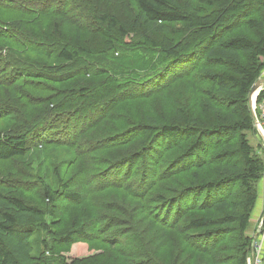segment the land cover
<instances>
[{
	"label": "trees",
	"instance_id": "trees-1",
	"mask_svg": "<svg viewBox=\"0 0 264 264\" xmlns=\"http://www.w3.org/2000/svg\"><path fill=\"white\" fill-rule=\"evenodd\" d=\"M72 1L0 0V9L33 16L58 4V11L65 15L69 13L65 9L70 7ZM74 1H79L80 6L86 8L83 1ZM133 3L134 11L124 22L114 14H99L102 25L105 23L116 26L118 33V36L104 40L103 57L97 50L82 44L69 47L60 38L57 23L53 27L56 38H46L42 42L24 36L17 23L9 24L0 20V117L6 116L17 121L4 130L0 128V162L25 157L33 146L41 144L80 150L87 144L84 143L86 135L91 133L97 123L113 114L110 113L109 98L119 94L124 85L128 84L131 89L148 93L163 82L165 72H173L180 64L197 56L198 61L202 59L200 69L203 70L208 87L216 92L213 100L205 98V105L211 113V125L198 127L189 122L182 125L174 120L159 123L154 117H148L136 123L133 130L136 134L140 130L145 134L146 145L141 146L138 151H129L121 156L111 155L108 161L101 160L103 166L99 165L101 167L92 171V176H100V179L92 180L97 191L117 187L138 201L132 208L129 204L118 202L112 205L109 201V211L100 215L99 219L97 217L96 230L109 243L117 241L116 238L121 234L133 232L128 226L130 220L125 215L130 210L140 213L142 220L148 218L166 228L176 229L181 236L195 229V232L184 235L183 238L187 237L182 241L185 246L179 252L181 244L177 247L179 263L186 247L201 251L204 246L201 238L205 237L204 234L219 231L218 225L211 227L214 223L226 224L236 220L239 231L244 232L258 199L255 182L263 172L264 161L251 154L246 132L255 129L248 95L264 68V0H133ZM175 24L183 27L182 41L179 39L174 43H166L151 38V34L164 33L169 26ZM96 27L95 32L110 35L113 31L104 29L99 24ZM128 29L141 31L139 41L136 42L144 46L145 50L140 51L142 55L149 54V47L146 45L151 42L154 44L151 47L156 46L157 54L164 58L142 73L126 67L122 58L127 54L122 51L124 48L121 42ZM188 37L197 38L201 41L200 45L190 49L191 46L184 43ZM204 39H207L206 43L202 41ZM18 44L25 47L26 51L45 55L48 62L46 59L43 63L29 62L24 56H17L13 48ZM131 47L140 48L138 45ZM127 51L131 50L127 48ZM52 52L56 53L52 55ZM186 54L188 57L183 61ZM52 59L56 61L52 63ZM146 59L149 57L146 56ZM93 75L103 76V79L98 83H91L89 80ZM75 77L87 84L62 85ZM263 97L264 91H261L255 102L259 103ZM95 115H98L97 119H94ZM88 118L94 120L88 123ZM130 128H123V134H118L119 129H116L111 133L98 135L104 139V142L99 139L100 143L107 145L109 140L110 143L115 141L114 147L108 145L115 149L125 143L127 130ZM95 132L99 133V130ZM188 135L193 136L180 150L178 162L192 158L212 142L216 147L211 153V159L219 162L220 171L210 179L196 175L192 181L176 186L167 195L156 194L152 186L156 179L162 177V173L155 169V177L150 181L152 166L146 161V156L151 154L154 147L162 144L164 140L161 138L182 139ZM228 137L232 139L224 140ZM140 160L146 161L141 168V181H138L135 191H131L129 181L124 179L123 168L128 165V161L134 163ZM204 163L207 162L203 158L195 163V168L205 166ZM22 166L11 172L0 167L4 170L0 173V264H100L84 259L66 262L63 256L54 257L44 253L51 249L48 239L56 234L52 228L56 219L53 218L54 211L48 201L53 202L58 197L75 202L86 198H83L79 190L70 186L68 179H62L56 166L53 169L54 187L36 170L17 172ZM84 171L86 168L82 170ZM34 172L36 173L33 174ZM119 173L122 179L115 177ZM237 182L245 191L241 211L235 205H229V201L211 199L212 190L227 189L230 184ZM23 187L41 189L47 201L43 199L45 203L39 204L27 200L20 190ZM137 190L140 191L139 194ZM189 198L191 201L188 202ZM208 205L213 210L222 211L218 220H212L211 215L201 213L183 216L189 210L200 211ZM225 208H231V212H223L227 210ZM121 218L128 225L120 221ZM37 232L44 235L40 244H36L32 238ZM89 232L84 223L76 224L59 233V240L68 243L76 236L87 237ZM136 234L135 231L132 237ZM129 239L133 241L131 237ZM251 242L246 236L243 246L241 245L243 250L238 264H246ZM40 246L45 250L34 252ZM147 260L150 264H159L153 257ZM128 263L136 264L134 261Z\"/></svg>",
	"mask_w": 264,
	"mask_h": 264
},
{
	"label": "rangeland",
	"instance_id": "rangeland-1",
	"mask_svg": "<svg viewBox=\"0 0 264 264\" xmlns=\"http://www.w3.org/2000/svg\"><path fill=\"white\" fill-rule=\"evenodd\" d=\"M80 1L84 2L86 6L85 9L80 6L79 1L73 0L70 7L65 9L69 10V13L65 15H61L60 11H58V4H53V8L50 7L48 10L33 16H27L15 10L0 9V20H4L9 24L17 23L23 31L24 36H28V38L33 41L42 42H45L46 38L50 40L56 38L53 27L55 23H57L60 30V38L69 47H75V45L77 47V44H82L97 50L100 56L103 57L105 51L102 52L104 40H109V38L115 37V35L118 36V33L116 26L112 27L105 23L102 25L99 14H101V12L114 14L124 22L134 11L135 5L133 0ZM70 15H72V17H70ZM96 24L101 25L104 29L108 28L113 31L111 34L109 32L110 35L105 32H95V28H97ZM126 31L127 34L121 42L124 48L122 51L127 54L125 58H122V63L126 67L137 73H142L154 67L157 61L164 58L161 54H157L158 49L155 48L156 46L151 47L154 45L151 42H148L146 45L149 47V54L142 55L140 51L144 49V46L136 42L139 41L138 35L141 31L133 29H128ZM183 33L184 30L182 25L175 24L169 26L164 33L151 34V38L157 42L163 40L166 43H174L179 39L182 41ZM202 41L206 43L207 39ZM199 42L201 43L197 38L193 37L189 39L188 37V40H185L184 43L185 45L191 46V49L200 45ZM132 45L133 47L138 45L140 48L132 49ZM127 48L131 51H127ZM6 49L10 50V48ZM13 51L17 56H24L29 62L38 61L43 63L44 59L47 60L45 55L41 53L26 51V48L21 44L14 46ZM127 52H132V54L128 55ZM55 53L56 52H52L51 54L53 55ZM146 56L149 57L148 60ZM187 57L186 54L183 61H185ZM198 59L199 58L196 56L192 60H187L183 64H180L177 70L165 72L166 78L163 82L154 88L153 91L150 88L151 90L148 93L136 88L131 89L128 84L124 85L119 94L109 98L111 103L110 113L113 114L97 123L96 127L91 130V133L86 135L84 143L86 144L87 142V144L80 150H75L73 147L56 146L52 144L45 146V144H41L33 146L31 152L25 157H18L13 160L0 162V167L7 168L8 172H11V170H14L20 165L23 166L19 168L17 172L21 170H36V172L47 183H51L53 187V169L56 166L62 179H68L70 186L79 190L83 198H86L85 200L80 199L76 202L59 197L53 202L48 201L54 211L53 218L56 219L52 224V228L56 234L48 239L51 246L49 251L40 246L39 249H34V252L39 253L41 250H45L44 253L47 255L54 257L57 255L63 256L66 262L72 259H84L100 264H129V261H134L136 264H150L147 260L149 257H153L159 264L239 263V257L243 250L241 247L242 242L245 241L246 236L250 238V242L254 240L253 236L256 227L259 226V218L264 213V206H262L256 218V223L252 210L249 224L244 232L239 231L238 222L236 220L226 224L220 222L214 223L211 227L218 225L219 231L214 234H207L205 232V237L201 238V242L204 245L201 251L186 247L183 259L179 263H177L176 256L177 247L181 244L178 249L179 252L185 246L182 241L183 239H187V237L183 238L184 235L195 232V229L181 236L177 233L176 229L166 228L155 220H150L148 218L142 220L141 214L138 212L136 213L135 210H130V212L127 211L125 213L126 217L130 220L129 225L124 219L121 218L122 220H120L126 222L134 231L119 235L118 238H116L117 241L109 243L95 228L97 217L99 219L100 215L109 211L107 204L109 201L112 205H116L118 202L121 204H129L131 208L135 203H138L134 197L117 189V187L97 191L94 188L95 183L92 181L93 179H100L98 174L92 176V171L97 167H101L99 165L103 166V163H100L101 160L106 162L110 159L111 155L121 156L129 151H138L141 146L144 144L146 145V141H144L145 134H143L141 130L137 132V134L133 132L136 123L148 117H154L159 123H169L174 120L176 122L179 121L182 125L188 122L193 123V126L196 124L198 127H208L211 125V113L205 105V98L213 100L216 92L208 87V83L202 72L203 70L200 69L202 66V59H200V61H198ZM262 60L264 61V57ZM53 61L56 60L52 59L51 62L54 63ZM181 68L182 72H180ZM259 78H264V68L261 70ZM102 79L103 76L93 75L89 82L98 83ZM65 84L84 85L87 83L75 77L64 82L62 85ZM262 90L263 86L261 85L255 91L256 93H253V96H258ZM253 99L254 98H252V100ZM97 118L98 115H95L94 119ZM94 119L88 118V123L92 122ZM16 122V120L6 118V116L0 117V128L4 130L6 127L13 126ZM128 126L131 128L127 130L125 143L122 145L112 149L110 146L114 147L115 141L110 143L109 140L107 145L100 143V140L104 142V139H101L102 137L100 138L98 135L111 133L116 129H119L118 134H123L125 131L122 129ZM96 130H99V133H96ZM192 136L193 135H188L184 136L186 138L181 139V137H178L172 140L161 138L164 140L162 142L163 145L161 144L154 147L150 152L151 154L146 156V161L152 166V172L149 174L150 181L155 177L153 175L155 169L162 173V177L156 179L152 186L156 194L167 195L171 192L170 190L174 189L176 186L180 187L192 181L196 175L210 179L215 177L217 172L220 171L219 162L217 163V160L211 159V153L216 147L215 143L212 142H209L205 148L197 152L192 158L183 162H178L177 156L180 150ZM246 136L251 147V154L264 161V143L259 132L256 129H252L246 132ZM231 139L232 137L224 138L226 141H230ZM203 158L207 162L204 163L206 165L195 168V163L203 160ZM75 160L76 162L73 163ZM146 161L140 160V162L136 161L134 163L128 161V165L123 168L124 179L129 181L128 186L131 191H135V186L138 184V181H141V168ZM1 168L0 173L4 171ZM85 168L86 171L82 172ZM115 177L122 179L120 173ZM255 188L259 198H264V193H262V189L264 190V169L260 178L255 182ZM20 190L27 200L39 204L45 203L44 200H46V198L41 189L23 187ZM212 191V200L217 198L223 199L229 201V205H235L238 211L243 209L242 203L245 197V191L239 182L230 184L227 189L216 188ZM137 193L139 194L140 191L137 190ZM189 201H191L190 198L188 199V202ZM188 202L185 201L186 204H189ZM128 208L131 209L130 207ZM257 208L258 205L256 203L254 210ZM220 212L222 213L221 210H213L212 206L208 205V207L200 211L189 210L183 213V216L199 215L201 213L208 214L209 216L211 215L212 220H218L221 215ZM223 212L230 213L231 208ZM80 223H84L88 231H90L87 237L76 236L68 243L60 242L59 233L65 231V229L70 226L73 228L76 224L78 225ZM115 227L117 226H114V228ZM135 231L137 234L132 237ZM43 237L44 235L40 232L32 236L36 244H40ZM126 237H131L133 241ZM249 248L251 249V246ZM247 257H249V255H247ZM262 260V264H264V240L262 245Z\"/></svg>",
	"mask_w": 264,
	"mask_h": 264
},
{
	"label": "built area",
	"instance_id": "built-area-1",
	"mask_svg": "<svg viewBox=\"0 0 264 264\" xmlns=\"http://www.w3.org/2000/svg\"><path fill=\"white\" fill-rule=\"evenodd\" d=\"M264 91V88L263 90ZM256 93V92H255ZM257 97V95H255ZM253 125L259 132L264 143V97L259 103L253 105ZM264 240V213L259 218V226L256 238L251 242V251L246 259L247 264H262V245Z\"/></svg>",
	"mask_w": 264,
	"mask_h": 264
},
{
	"label": "crops",
	"instance_id": "crops-1",
	"mask_svg": "<svg viewBox=\"0 0 264 264\" xmlns=\"http://www.w3.org/2000/svg\"><path fill=\"white\" fill-rule=\"evenodd\" d=\"M259 80H260V85H259V87L262 85L263 86V88H264V78H258ZM255 93V92H254ZM255 96V95H254ZM252 97V98H254L253 100H252V109H253V105H254V102H255V100H256V96L255 97ZM262 193H264V190L262 189ZM264 198H259V196H258V201H256V203H257V205H258V208L256 209V210H253V216H254V220H255V223H256V218L258 217V215H259V213H260V211H261V209H262V206H264ZM254 223V224H255ZM255 226H256V224H255ZM257 230H258V226L256 227V231H255V234H254V236H253V239H255L256 238V235H257Z\"/></svg>",
	"mask_w": 264,
	"mask_h": 264
},
{
	"label": "water",
	"instance_id": "water-1",
	"mask_svg": "<svg viewBox=\"0 0 264 264\" xmlns=\"http://www.w3.org/2000/svg\"><path fill=\"white\" fill-rule=\"evenodd\" d=\"M259 85H260V80L258 79L257 81H255V83L252 85L251 89H250V92H249V102L252 106V96H253V93L259 88Z\"/></svg>",
	"mask_w": 264,
	"mask_h": 264
},
{
	"label": "bare ground",
	"instance_id": "bare-ground-1",
	"mask_svg": "<svg viewBox=\"0 0 264 264\" xmlns=\"http://www.w3.org/2000/svg\"><path fill=\"white\" fill-rule=\"evenodd\" d=\"M118 145V144H117ZM122 149V148H121ZM109 157V156H108Z\"/></svg>",
	"mask_w": 264,
	"mask_h": 264
}]
</instances>
